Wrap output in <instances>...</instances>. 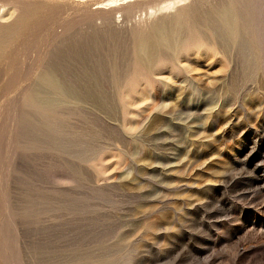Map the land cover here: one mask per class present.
<instances>
[{
    "label": "rangeland",
    "instance_id": "rangeland-1",
    "mask_svg": "<svg viewBox=\"0 0 264 264\" xmlns=\"http://www.w3.org/2000/svg\"><path fill=\"white\" fill-rule=\"evenodd\" d=\"M9 1L0 26L38 15L0 48V264H264V0ZM156 26L174 49L139 51ZM64 46L77 60L50 71ZM45 69L101 87L43 116L23 99Z\"/></svg>",
    "mask_w": 264,
    "mask_h": 264
},
{
    "label": "bare ground",
    "instance_id": "bare-ground-1",
    "mask_svg": "<svg viewBox=\"0 0 264 264\" xmlns=\"http://www.w3.org/2000/svg\"><path fill=\"white\" fill-rule=\"evenodd\" d=\"M69 1V0H68ZM122 1L123 0H106L105 2L104 1H102V2H100V3H98V4H100V6L99 7H103V6H108V7H113L114 8V6L115 5H117V4H119L120 2L122 3ZM174 1V0H173ZM177 1V0H176ZM175 1V3L177 4V2ZM71 2V1H70ZM74 2V1H73ZM88 2H90V1H88ZM87 2V3H88ZM153 2V1H152ZM179 3H180V0L178 1ZM183 2V1H182ZM185 2V1H184ZM192 2V1H191ZM3 3V2H2ZM96 3V2H95ZM135 3V2H134ZM166 3V2H165ZM174 2H172V1H170V2H168L165 6L163 5V9H168V8H171L172 7V5L173 4H175ZM16 4L17 3H13V2H10L9 1V3L8 4H0V20H4V19H9V18H11V16L14 14V13H16L17 12V6H16ZM45 4V3H44ZM89 4V3H88ZM26 5V4H25ZM39 5V4H38ZM37 5V6H38ZM97 5V4H96ZM121 4H119V6H120ZM162 5V4H161ZM40 6V5H39ZM38 6V8H37V10H43V9H41V7L43 8L44 6H41V7H39ZM52 6V5H51ZM140 6V5H139ZM54 7V6H53ZM98 7V8H99ZM107 7V8H108ZM126 7V6H125ZM160 7V6H159ZM35 8V7H34ZM96 7L94 6V8L93 9H95ZM97 8V9H98ZM174 8H175V6H174ZM59 9V8H58ZM81 9V8H80ZM85 9V8H84ZM101 9V8H100ZM106 9V8H105ZM154 9V8H153ZM172 9V8H171ZM221 9V8H220ZM31 10H33V9H31ZM36 10V9H35ZM35 10H33V11H30V12H26V13H21V14H19L18 15V17L14 20V22H12V23H10L9 25H7V26H0V48L2 47V48H4L5 47V45H7L8 44V42H10V38H13V40H15L14 39V36H16L19 32H20V30L22 29V28H24V26L26 27V25H30L31 23H32V21L34 20V18H35V16H34V14L36 15H38V13H36V11ZM77 10V9H76ZM120 10V9H119ZM123 10V9H122ZM157 10V9H156ZM159 10H161V9H159ZM20 11V10H19ZM62 11H64V10H62ZM158 11V10H157ZM163 11H165V10H163ZM69 12V11H68ZM109 12V11H108ZM233 12V11H232ZM80 13V12H79ZM78 13V14H79ZM82 13V12H81ZM179 13V12H178ZM104 14V13H103ZM120 14V13H119ZM131 14H132V12H131ZM219 14V13H218ZM117 15V14H116ZM177 15V14H176ZM34 16V17H33ZM216 16V15H215ZM32 17H33V20H31L32 19ZM63 17H64V15H63ZM92 17V16H91ZM90 17V18H91ZM65 18V17H64ZM110 18V17H109ZM166 18V17H165ZM173 18V17H172ZM239 18V17H238ZM83 19V18H82ZM163 19V18H162ZM30 20H31V23L30 24H28L29 22H30ZM94 20V19H93ZM95 20H96V18H95ZM100 20V19H99ZM105 20V19H104ZM166 20V19H165ZM176 20V19H175ZM184 20V19H183ZM37 21V20H36ZM167 21V20H166ZM169 21V20H168ZM59 22V21H58ZM76 22V21H75ZM183 22V21H182ZM181 22V23H182ZM188 22V21H187ZM1 23V22H0ZM35 23V22H34ZM34 23H32V24H34ZM66 23V22H65ZM82 23V22H81ZM99 23H101V22H99ZM103 23V22H102ZM159 23V22H158ZM174 23V22H173ZM190 23H191V21H190ZM198 23V22H197ZM220 32L222 31V33L224 34H221V35H218V33H217V35L219 36V38L222 40V42L221 43H223L224 41H225V39H230V40H235V38H237L236 37V34H238L239 33V28H238V23H239V21H237V19L234 17V15H232V14H227L222 20H220ZM31 24V25H32ZM157 24V23H156ZM155 24V25H156ZM177 24V23H176ZM75 25V24H74ZM92 25V24H91ZM158 25V24H157ZM173 25V24H172ZM184 25V24H183ZM238 25V26H237ZM243 25V24H242ZM53 26V25H52ZM73 26V25H72ZM99 26V25H98ZM167 26V25H166ZM175 26V25H174ZM193 26V25H192ZM34 27V26H33ZM67 27V26H66ZM69 27V26H68ZM78 27V26H77ZM80 27V26H79ZM179 27H182V26H179ZM208 27V26H207ZM28 28H29V26H28ZM62 28V27H61ZM70 28V27H69ZM73 28V27H72ZM83 28V27H82ZM88 28H89V26H88ZM96 28V27H95ZM151 28V27H150ZM155 28V27H154ZM56 29V28H55ZM80 29V28H79ZM86 29V28H85ZM170 29V28H169ZM189 29V28H188ZM61 30V29H60ZM78 30V29H77ZM156 34H155V41L154 42H152V43H149V41L147 42V41H142L141 40V42L138 44L139 46L137 47V49H139V47H142V49L144 48L143 47V44L145 43V46L147 45V50L148 51H150V53L151 54H155L156 55V52H157V47H158V45H159V43L160 44H162L163 46H166V48H173V40H172V35H170V34H168V31L167 30H165V28L163 29V28H161V26H156ZM177 30V29H176ZM187 30V29H186ZM237 30H238V33H237ZM70 31H73V30H70ZM86 31V30H85ZM95 31V30H94ZM173 31V30H172ZM219 31V30H218ZM78 32V31H77ZM80 32V31H79ZM154 32V31H153ZM170 32V31H169ZM178 32V31H177ZM59 33V32H58ZM68 33V32H67ZM82 33V32H81ZM93 33V32H92ZM111 33V32H110ZM151 33V32H150ZM176 33V32H175ZM212 33V32H211ZM109 34V33H108ZM142 34H144V33H142ZM249 34V33H248ZM21 35H23V34H21ZM67 35V34H66ZM83 35V34H82ZM102 35V34H101ZM147 35H148V33H147ZM154 35V34H153ZM152 35V36H153ZM242 35V34H241ZM25 36V35H24ZM85 36V35H84ZM88 36V35H87ZM86 36V37H87ZM95 36H97V35H95ZM112 36V35H111ZM110 36V37H111ZM151 36V37H152ZM187 36V35H186ZM19 37H22V36H19ZM19 37H17V38H19ZM70 37V36H69ZM79 37H80V35H79ZM79 37H78V39H79ZM82 37V36H81ZM89 37V36H88ZM100 37V36H99ZM109 37V36H108ZM139 37V36H138ZM141 37V36H140ZM145 37V36H144ZM149 37V36H148ZM224 37H225V39H224ZM243 37V36H242ZM71 38V37H70ZM94 38V37H93ZM96 38V37H95ZM142 38H143V36H142ZM187 38V37H186ZM245 38V37H244ZM24 39V38H23ZM83 40H84V38H82ZM86 39V38H85ZM137 39V38H136ZM185 39V38H184ZM218 39V38H217ZM12 40V41H13ZM17 40V39H16ZM94 40V39H93ZM144 40H146V38L144 39ZM150 40H152V39H150ZM244 40L245 39H238V42L236 43V49L237 50H239V52L241 53V52H243V50H246V48H248V47H246L247 45L249 46V44H245V42H244ZM11 41V42H12ZM90 41H91V38H90ZM153 41V40H152ZM24 42V41H23ZM26 42V41H25ZM24 42V43H25ZM62 42V41H61ZM80 42V41H79ZM82 42V41H81ZM93 42V41H92ZM135 42H136V40H135ZM185 42V41H184ZM18 43V42H17ZM59 43H60V41H59ZM83 43V42H82ZM87 43H88V41H87ZM91 43V42H90ZM96 43V42H95ZM148 43V44H147ZM176 44H177V42H175ZM182 43V42H181ZM67 44V43H66ZM75 44V43H74ZM74 44H72V45H74ZM84 44V43H83ZM82 44V45H83ZM137 44V43H136ZM232 44V43H231ZM233 44H234V42H233ZM69 45V44H68ZM175 45V44H174ZM180 45V44H179ZM223 45V44H222ZM222 45H221V48H222ZM62 46V45H61ZM81 46V45H80ZM93 46V45H92ZM95 46H96V44H95ZM137 46V45H136ZM209 46V45H208ZM66 46H64V49H59L60 51H58V53L55 55V58L53 59L54 61L52 62V63H50V65H49V67H48V69L50 68V71L51 70H54V69H57V71L58 70H63L64 69V67H67V66H63L65 63H67L68 64V59H73V60H75L76 59V56L78 57V55H75V53L73 52V53H71V50L72 49H76V47L74 46V47H67V48H65ZM94 47V46H93ZM229 47V46H228ZM63 48V47H62ZM72 48V49H71ZM81 48H83V47H81ZM159 48H160V46H159ZM181 48V47H180ZM224 48H225V46H224ZM252 48V47H251ZM53 49H56V48H53ZM85 49H86V47H85ZM144 49H146V48H144ZM143 49V50H144ZM161 49V48H160ZM159 49V50H160ZM174 49V48H173ZM84 50V49H83ZM176 50V49H175ZM213 50V49H212ZM226 50V49H225ZM76 51V50H75ZM87 51V50H86ZM137 51V50H136ZM139 51H140V49H139ZM146 51V50H145ZM174 51V50H173ZM247 51V50H246ZM248 51H250V47L248 48ZM141 52H143V51H141ZM166 52V51H165ZM52 53V52H51ZM83 53H84V51H83ZM149 53V54H150ZM160 53V52H159ZM223 53V52H222ZM50 54V53H49ZM85 54H86V52H85ZM135 54H139V53H135ZM144 54V53H143ZM146 54V53H145ZM148 54V53H147ZM218 54V53H217ZM82 55V54H81ZM142 55V54H141ZM154 55V56H155ZM213 55V54H212ZM220 55V54H219ZM230 55V54H229ZM239 55L240 54H236V58H238L239 57ZM90 56V55H89ZM138 56V55H137ZM215 56V55H214ZM218 56V55H217ZM241 56V55H240ZM46 57H48V56H46ZM152 57V56H151ZM3 58V57H2ZM137 58V57H136ZM142 58V57H141ZM149 58V57H148ZM155 58V57H154ZM239 58H241V57H239ZM245 58V57H244ZM48 59V58H47ZM242 59V58H241ZM246 59H249L248 57L246 58ZM50 60V59H49ZM73 60H71V61H73ZM77 60V59H76ZM140 59H138V61H139ZM152 60V59H151ZM223 60V59H222ZM70 62V61H69ZM47 63V62H46ZM76 63H78V62H76ZM48 64V63H47ZM46 64V65H47ZM72 64V63H71ZM77 65V64H76ZM75 65V66H76ZM81 65H82V63H81ZM74 66V67H75ZM251 66V65H250ZM44 67V66H43ZM69 67V66H68ZM77 67V66H76ZM80 67V66H79ZM82 67V66H81ZM80 67V68H81ZM247 67V66H246ZM48 69H45L44 71L46 72V70H48ZM65 69H67V68H65ZM73 70H74V68H73ZM187 70H188V68H187ZM43 71V70H42ZM49 71V70H48ZM63 71H65V70H63ZM78 71V70H77ZM81 71V70H80ZM85 71H87V70H85ZM84 71V72H85ZM5 72H6V70H5ZM45 72H43L44 74H42V72H41V76H39L38 78H39V80H40V82H44V84H42L41 83V85H40V83H39V85H38V89H37V85L36 84H34V85H36V88H28L26 91H25V93H24V104L27 106V107H35V108H37L38 109V111H39V114H41V115H43V116H46L47 115V113H51L52 111L54 112V110H55V108H58L59 107V105L60 104H62V103H64V102H62L61 103V101H59L57 98H58V95H64V96H74L75 95V97L77 96V95H79L80 93L82 94V93H84V94H86L87 96H89V95H91V94H96V92L97 91H99V86L101 87V82L100 81H98V79L97 78H95V77H93V78H91V77H89V79H87L88 77L87 76H85V77H87L86 79H83L84 81H82V80H79V81H81V82H83V83H81V84H79L78 83V85H80L79 87H78V90H76L75 88H77V84H76V82H75V85H77V86H73L72 85V83L70 84V83H68L67 81H66V79L65 80H62V79H59V81H56L55 80V78H57V77H55L54 79H51V81L49 80L48 81V77L47 76H49L50 75V78H51V74H48L47 72L45 73ZM56 72V71H55ZM60 72V71H59ZM74 72V71H73ZM88 72H91V71H88ZM188 72V71H187ZM50 73V72H49ZM53 73V72H52ZM58 73V72H57ZM57 73H54L55 75L57 74ZM63 72H60V74H62ZM86 73V72H85ZM92 73V72H91ZM94 73V72H93ZM96 73V72H95ZM7 74V73H6ZM59 74V75H60ZM79 74V73H78ZM87 74V73H86ZM62 75H64V74H62ZM66 75V74H65ZM72 75H74V74H72ZM82 75V74H81ZM93 75V74H92ZM79 76V75H78ZM83 76V75H82ZM88 76H89V74H88ZM95 76V75H94ZM47 77V78H46ZM60 77V76H59ZM49 78V79H50ZM52 78H53V74H52ZM68 78V77H67ZM91 78V79H90ZM109 79V78H108ZM53 80V81H52ZM114 80H116V79H114ZM119 81V80H118ZM77 82H78V80H77ZM114 82H116V81H114ZM113 82V83H114ZM37 83V82H36ZM103 83H105V82H103ZM117 83V84H116ZM116 83H114V84H112V82H111V84L112 85H110V86H112V89L114 90V89H116V90H118L119 91V87L117 86V85H119L120 86V84L118 83V82H116ZM122 83V82H121ZM146 84V83H145ZM34 85H32V86H34ZM72 85V86H71ZM122 85V84H121ZM123 85H127V84H123ZM40 87H41V89H43V92H42V90L40 89ZM128 87H129V84H128ZM106 88V87H105ZM130 88H132V87H130ZM133 88H135V86L133 87ZM132 88V89H133ZM111 89V88H110ZM121 89V88H120ZM126 89V88H125ZM133 90H135V89H133ZM144 90H145V88H144ZM101 91H103L102 90V88H101ZM110 90H108V92H109ZM122 91V90H121ZM124 91V90H123ZM136 91V90H135ZM22 92H24V91H22ZM49 92H50V98L48 97V96H46V97H44L45 96V94L47 93V95L49 94ZM126 92H128V89H127V91ZM126 92L124 93V96H123V98L125 97V95H127L126 94ZM138 92V91H137ZM146 92V91H145ZM144 91L143 92H138L139 94H137V95H139V97L135 94V93H133V91L131 92V95L132 94H135L136 96L134 97V98H137L136 100H133L134 98L133 97H131V98H127V96H126V98L125 99H127V100H129V101H127V102H125L123 105H125V114H126V112H127V110H126V107L128 106H130V108H131V106H136V104H139V103H141V102H143V101H145L146 100V98L147 97H145L144 95V93H145ZM105 93V92H104ZM128 93H130V92H128ZM141 93H143V95L141 94ZM148 92H146V94H147ZM39 94H41V95H43L42 97H40V95ZM97 94H98V92H97ZM102 94V93H101ZM100 94V95H101ZM107 94V93H106ZM105 94V95H106ZM123 94V93H122ZM83 95V94H82ZM83 96H85V95H83ZM94 96V95H93ZM80 96H78V98H79ZM60 98V97H59ZM77 98V99H78ZM82 98V97H81ZM86 98V97H85ZM133 98V99H132ZM76 99V98H75ZM84 99V98H83ZM88 99V98H87ZM90 100V99H89ZM88 100V101H89ZM110 100V99H109ZM109 100H107V101H109ZM80 101V100H79ZM82 101V100H81ZM120 101H121V98H120ZM104 102V101H103ZM123 102V101H122ZM23 104V105H24ZM100 105L99 106H101V108H103V107H105V102L102 104L101 102L99 103ZM108 105V104H107ZM127 105V106H126ZM25 106V107H26ZM91 106V105H90ZM119 106V105H118ZM120 106L123 108V106L120 104ZM121 108V109H122ZM52 112V113H53ZM56 112V111H55ZM121 112H123V111H121ZM46 114V115H45ZM54 114V113H53ZM123 115H124V113H123ZM30 116H31V114H30ZM30 116L28 115V117L30 118ZM42 116V117H43ZM125 116V115H124ZM123 116V117H124ZM25 117V116H24ZM23 117V118H24ZM28 118H26V120H27ZM37 120V119H36ZM39 120H41L42 121V119H39L38 118V120L37 121H39ZM30 121H31V119H30ZM44 121H45V119H44ZM43 121V123H45ZM32 122V121H31ZM40 122V121H39ZM38 123V122H37ZM38 124H40V123H38ZM46 124H47V122H46ZM45 124V125H46ZM41 125H42V123H41ZM40 125V126H41ZM27 126H28V124H27ZM34 126V125H33ZM42 126H44V125H42ZM49 126V125H48ZM30 127V126H29ZM33 129H34V127H33ZM46 129H47V127H46ZM41 130V129H40ZM50 131V130H49ZM40 133H42V132H40ZM48 133V132H47ZM49 136V135H48ZM51 136V135H50ZM46 138V137H45Z\"/></svg>",
    "mask_w": 264,
    "mask_h": 264
},
{
    "label": "water",
    "instance_id": "water-1",
    "mask_svg": "<svg viewBox=\"0 0 264 264\" xmlns=\"http://www.w3.org/2000/svg\"><path fill=\"white\" fill-rule=\"evenodd\" d=\"M226 13H228V9H224V10L219 12L220 16H222V17H224L223 15H225Z\"/></svg>",
    "mask_w": 264,
    "mask_h": 264
}]
</instances>
